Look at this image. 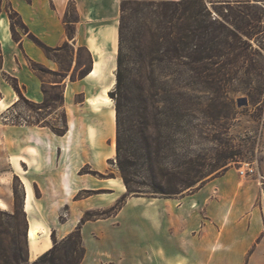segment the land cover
<instances>
[{
	"label": "rangeland",
	"instance_id": "rangeland-1",
	"mask_svg": "<svg viewBox=\"0 0 264 264\" xmlns=\"http://www.w3.org/2000/svg\"><path fill=\"white\" fill-rule=\"evenodd\" d=\"M223 1L225 0H206V4L215 15V10L221 9L220 3ZM117 17L107 25L100 26L96 38L90 42L92 58L96 65L95 74L85 77V106L82 104L83 93L75 95L64 106L63 87L51 86L55 85V81H62L64 76L68 80L72 77L78 80L80 74L91 66L88 50L82 45L73 46L70 42L64 50L51 54L53 68L41 64L42 70L38 71L41 76V88L43 85L46 91V101L42 108L29 107L19 101L8 112L5 110L8 105L0 104V171L9 169L4 158L6 150L2 149L5 138L10 139L14 147L39 144L41 139V146L35 147V156L51 161V166L42 168L36 172L37 175L35 172H29L38 211L33 206L32 198L30 210L26 211L25 215L22 214L24 190L17 175H14L17 179L13 176L9 181L4 179L0 183V195L5 202H0V212L14 215V219L4 216L7 221L4 227L0 228V241L6 247L12 243L13 238L22 244L23 235L27 243L29 241L35 244L40 238L48 245L49 231L43 224L37 223V219L49 225L50 238L51 232H54L57 241L54 258L62 257L64 249L61 240L73 231L85 216L89 219L81 224V235L86 248L85 258H99L102 264H122L124 258H128L126 264H136L132 258H140L143 255L141 249L133 247L137 242V232L133 231V228L145 223L141 215L145 209L152 214L157 208L160 200L156 198L166 197L152 193L150 186L153 183L139 166L133 168L136 175L130 176V185L136 191L129 194L118 168L115 151V100L108 94L115 84ZM65 19L69 22L79 19L73 0L68 1L63 17V20ZM13 21L17 23L16 18ZM70 28H73V25L70 24ZM16 30L21 37L33 42L19 27H16ZM250 42L253 48L248 51L255 53L257 50L261 53L252 55L251 59L257 67L264 70V51L258 47V42ZM128 47L129 43L125 41L122 45L124 57L128 55ZM248 66L249 61L226 65L229 74L218 85L219 90H208L205 94L206 113L198 127L200 135L190 133L178 136L184 141L181 145L203 154V180L213 178L217 171H220L222 176L226 170H230L227 179L213 183L212 192L208 193L204 200L214 197L217 199L213 215L218 218V223L211 219L210 221L217 225L239 223L243 232L262 227V232L256 236L244 258H215V264H264V74L259 78L254 73H248L245 71ZM248 92L251 94L248 95ZM69 93L71 88L67 89V94ZM89 97L96 98L97 104L94 107L87 103ZM243 97L247 99V104L238 106V99ZM68 111L73 112L75 116H70V130L66 137H59L50 127L41 128L39 125H28L25 122L39 118L41 122L59 128L63 125L64 116L68 124ZM12 120L21 124L15 126L11 123ZM4 124L7 127H4ZM130 151L133 153L136 149L130 147ZM165 153L163 164L171 165L174 157L167 151ZM56 160L59 163L57 167L54 165ZM65 160L70 164L71 176L76 180L74 191L67 198L60 196L54 189L58 175L66 169ZM22 167L27 168L26 165ZM247 167L255 168L256 172L241 175L238 170ZM13 189L16 190L15 195ZM124 194L128 195V198L121 210L116 215L108 216ZM181 197L177 195L172 198ZM189 203L196 206L198 202L189 199ZM195 208L197 213L204 217V207ZM254 212L258 216L257 222L256 217L252 216ZM198 214L193 217V223L201 221ZM260 214L263 221L260 220ZM149 219L152 220V215L146 217V221ZM28 222L38 226L39 231L42 229L30 240L27 238ZM252 255L254 258H250ZM146 258L149 264L159 261L151 247Z\"/></svg>",
	"mask_w": 264,
	"mask_h": 264
},
{
	"label": "trees",
	"instance_id": "trees-1",
	"mask_svg": "<svg viewBox=\"0 0 264 264\" xmlns=\"http://www.w3.org/2000/svg\"><path fill=\"white\" fill-rule=\"evenodd\" d=\"M220 5L221 9L215 10L214 15L206 0H121L119 3L115 84L108 94L115 100L116 159L129 194L136 191L130 185V176L136 175L133 169L136 166L142 167L144 175L153 183L150 186L152 193L162 197H183L201 187L206 181L203 180V154L181 145L184 141L178 136L200 135L198 127L206 113L205 94L208 90H219L218 85L229 74L226 65L249 61L245 71L263 77L264 70L251 59L252 55L261 53L248 50L253 48L252 40L264 51V0H225ZM5 8L15 41L19 40L16 30L19 27L49 59H52V53L68 46V41L57 47L48 46L29 32L8 0H5ZM63 21L66 35L71 39L74 27L70 28L68 20ZM125 41L129 43L127 57L122 54ZM28 64L41 79L38 71L42 70V65L32 60H28ZM89 70L90 66L79 79ZM3 76L18 95L6 111L19 101L29 107L45 105L43 85L44 98L34 102L24 96L16 78L8 74ZM62 81H55L51 86H62ZM25 122L50 127L58 136L68 130L65 116L59 128L49 126L39 118ZM11 123L21 124L16 120ZM130 147L137 153H132ZM166 151L174 157L171 165L163 164ZM219 172L214 177L219 176ZM13 193L16 194L15 189ZM127 198L128 195H122L108 216L116 215ZM4 216L14 219L13 214L0 212V228L6 224ZM87 220L84 216L61 240L62 257L53 256L57 241L51 232L53 245L30 262L27 239L23 235L22 244L16 238L7 247L0 241V264H80L86 253L81 224Z\"/></svg>",
	"mask_w": 264,
	"mask_h": 264
},
{
	"label": "crops",
	"instance_id": "crops-1",
	"mask_svg": "<svg viewBox=\"0 0 264 264\" xmlns=\"http://www.w3.org/2000/svg\"><path fill=\"white\" fill-rule=\"evenodd\" d=\"M8 1L20 15L29 32L48 46L57 47L65 41L70 42L73 46H84L91 57L89 72L93 67V53L90 50L91 40L96 38L100 26L107 25L113 19H116V16L119 17L120 0H73L79 19L71 22L74 27V34L69 39L66 35L63 21L69 0ZM28 60L48 65L51 68L54 67V62L47 58L35 43L20 35L18 41L12 38L5 0H0V104L10 105L18 98L17 93L5 80L4 74L16 78L26 98L34 102L42 101L41 79L29 67ZM87 74L78 80L71 81L66 79V77L63 79L61 85L64 89V106L79 93H83L82 104L85 106V77ZM68 88H71V93L69 94H67ZM72 114L73 112L68 111V130L61 138L66 137L70 130L69 120ZM4 127H7V125L4 124ZM41 128L46 127L41 126ZM41 141L40 139L39 144H24L22 147L15 145L14 147L11 140L5 138L2 149L6 150L4 158L8 163L9 169L0 171V183L4 179L9 181L10 177L14 175L19 177L24 190L23 205L26 198V185L30 186L33 206L36 209L29 172L36 173L42 168L51 166V161L49 162L47 159L35 156V147L41 146ZM0 143H2V140H0ZM31 153L34 154L32 155ZM22 165H26L27 168L24 169ZM54 165L56 167L59 166L57 160ZM69 165L65 160L64 166L66 169L58 175L54 187L56 193L66 198L73 193L76 181L71 176ZM229 173L230 170H226L222 176L210 178L201 187L195 189L194 192L181 198H156L160 200L157 208L153 210L152 214L149 211H145V209L141 213L145 223L141 226L136 225L133 228V231L137 232V242L133 247L138 250L141 249L143 255L140 258H132V260L135 259L136 264H149L146 256L147 252L150 251V247L154 256L159 258V261L155 264H179L180 262H183V264H215V258H244L256 236L262 232V227H254L250 231L245 230L243 232L239 223L217 225L215 223H218V218L213 215L215 214L214 204L217 199L214 197V199L209 198L204 201L207 194L212 192L213 183L227 179L230 176ZM189 199L196 200L198 202L197 205L192 206L189 203ZM0 202H4L2 195H0ZM197 206L204 207V217L197 213L198 211L195 208ZM196 214L201 217V221L193 223L192 220ZM150 215H152V220L146 221V217H150ZM252 216L253 218L256 217L257 222V214L255 215L254 212ZM259 217L263 221L261 214ZM210 219L214 220L215 223L210 221ZM36 222L40 225L43 224L48 229L49 244L46 245L40 238L35 244H31L28 241V260L30 262L52 245L49 225L37 219ZM250 258H254V255L250 256ZM93 259L84 257L80 264H102L99 258ZM127 260L128 258H124L122 264H126ZM109 264L115 263L111 262Z\"/></svg>",
	"mask_w": 264,
	"mask_h": 264
},
{
	"label": "bare ground",
	"instance_id": "bare-ground-1",
	"mask_svg": "<svg viewBox=\"0 0 264 264\" xmlns=\"http://www.w3.org/2000/svg\"><path fill=\"white\" fill-rule=\"evenodd\" d=\"M95 65H96V62L93 63V68L88 73V75H94L95 74V68H94ZM87 103L94 107L97 104V100H96V98L89 97V98H87ZM111 146L112 147L114 146V141L111 142ZM26 186H27L26 198H25V202H24L25 204L23 207H24V210L28 212L30 210V207H31L30 204H31V199H32V192H31L30 186L28 184ZM0 206H1V204H0ZM40 231H42V229H40ZM40 231H39L38 226H36L33 222H29V227H28V232H27L28 240L33 239L36 236V234Z\"/></svg>",
	"mask_w": 264,
	"mask_h": 264
},
{
	"label": "built area",
	"instance_id": "built-area-1",
	"mask_svg": "<svg viewBox=\"0 0 264 264\" xmlns=\"http://www.w3.org/2000/svg\"><path fill=\"white\" fill-rule=\"evenodd\" d=\"M238 171L241 175H245V174L251 175V174H254L256 172L255 168H253V167H247L245 169L241 168Z\"/></svg>",
	"mask_w": 264,
	"mask_h": 264
},
{
	"label": "water",
	"instance_id": "water-1",
	"mask_svg": "<svg viewBox=\"0 0 264 264\" xmlns=\"http://www.w3.org/2000/svg\"><path fill=\"white\" fill-rule=\"evenodd\" d=\"M247 104V99L246 98H240L238 99V106L246 105Z\"/></svg>",
	"mask_w": 264,
	"mask_h": 264
}]
</instances>
